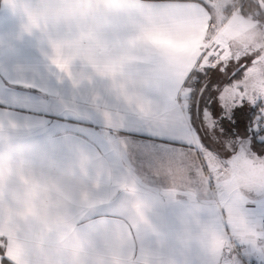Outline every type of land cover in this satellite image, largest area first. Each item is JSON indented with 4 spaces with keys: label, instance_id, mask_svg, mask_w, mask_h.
Returning a JSON list of instances; mask_svg holds the SVG:
<instances>
[{
    "label": "crops",
    "instance_id": "0c3cea01",
    "mask_svg": "<svg viewBox=\"0 0 264 264\" xmlns=\"http://www.w3.org/2000/svg\"><path fill=\"white\" fill-rule=\"evenodd\" d=\"M14 4L0 0V141L7 137L21 153L51 159L55 163L42 169L48 174H53L57 165L72 162L71 178L66 183L83 193L86 201L102 203L101 192L109 197L97 207V214L109 218L126 215L128 200H141L158 236L167 242L166 255L174 264H212L214 259L213 250L199 242H182L180 229L211 231L221 244L231 238L233 259L228 260L226 250L227 264H264V239L250 245L237 241L231 232L221 237L201 218V207L210 215L211 206L204 200L209 188L206 174L197 167L199 160L190 154L177 157L171 165L160 166L158 153L166 146L154 138L143 119L134 113L125 114L123 120L111 119L112 108L105 102L108 98L113 103L106 97L107 92L125 104L129 98L133 104H146L166 93L173 99L178 95L187 106L190 84L185 83L191 71L203 68L212 55L205 47L214 20L207 2L132 0L140 22L151 31L123 48L116 63L110 66L111 77L87 78L79 75L90 71L84 58L75 56L68 71H64L52 64L46 45L35 34L21 30L27 18L25 7L41 17L51 16L55 10H70V19L79 20L75 0H14ZM155 5L171 7L161 10ZM221 13L223 16L226 9ZM224 16V21L215 26L213 37L226 48L230 49L229 45L237 39L246 40L245 33L249 30L250 35L256 27L254 20L239 10ZM158 25L171 29L173 36L178 37L168 40L164 49L148 42ZM67 33L55 36L66 41L65 50L87 51L90 58L93 56L91 46H83L70 31ZM254 63L250 65L256 68ZM255 70L250 75L254 76ZM243 74L244 79L245 71ZM260 77L264 78L262 73ZM204 151L215 162V156ZM82 153L87 154L86 160L81 159ZM128 185H133L135 192H129ZM251 195L258 202L262 199L255 193ZM73 215L75 227L82 234L89 235L93 229L103 231L98 222L86 223L81 214ZM4 235L0 226V239ZM7 242L11 246L10 238ZM145 247L150 248L151 242H145Z\"/></svg>",
    "mask_w": 264,
    "mask_h": 264
},
{
    "label": "clouds",
    "instance_id": "9594fccd",
    "mask_svg": "<svg viewBox=\"0 0 264 264\" xmlns=\"http://www.w3.org/2000/svg\"><path fill=\"white\" fill-rule=\"evenodd\" d=\"M79 20H71L70 10H55L48 16L61 21L72 38L85 47L91 46L93 56L83 62L89 75L111 77L110 66L133 39L144 38L151 29L142 24L132 0H75ZM40 24L32 26L26 14V25L36 36H43L48 57L55 55L52 42L62 47L66 41L55 39L53 32H41L44 17L31 13ZM22 32H28L21 26ZM171 39L178 37L171 36ZM49 63V60H48ZM50 65V63H49ZM86 160L87 154L82 153ZM47 157L23 154L13 148L9 139L0 141V226L5 233L0 247L11 264H174L166 255L167 242L149 220L141 200H128V213L113 218L97 214L96 209L109 197L101 192L97 202L86 201L83 193L65 181L71 178L72 162L55 167L53 174L42 169L54 164ZM129 192H135L128 185ZM55 200L56 204H51ZM74 213L86 223H99L103 231L82 234L75 227ZM181 241L199 242L215 250L222 241L217 234L200 230L180 229ZM11 239V246L7 241ZM151 242L146 248L145 242Z\"/></svg>",
    "mask_w": 264,
    "mask_h": 264
},
{
    "label": "snow or ice",
    "instance_id": "6c2138e0",
    "mask_svg": "<svg viewBox=\"0 0 264 264\" xmlns=\"http://www.w3.org/2000/svg\"><path fill=\"white\" fill-rule=\"evenodd\" d=\"M5 2L15 6L14 0ZM153 7L164 10L171 6ZM25 12L29 23L40 28V24L26 7ZM22 26L30 35L34 34L26 25ZM41 32H53L60 36L68 34L61 21L47 15ZM173 35L171 29L158 25L148 36V42L164 49ZM42 38V35L37 36L40 41ZM67 48L66 44L62 47L52 42L55 55L50 57L51 62L64 71H68L75 56L90 58L87 51L65 50ZM248 67L251 65L244 66L243 71L246 72ZM239 70L238 66L231 76L228 75L226 65H206L203 72L197 71V83L200 78H206V83L202 85L203 91L200 92L198 102L187 106L183 105L178 95L173 99L166 93L147 100L146 104H133L130 98L125 104L115 100L107 92L106 97H110L113 103L108 98L105 102L112 108L111 119L123 120L127 113H134L143 119L154 138L166 146L158 153L160 166L171 165L177 157L194 155L199 160L197 167L200 172L207 176L209 188L204 200L211 206V214L201 207V218L209 222L221 237L231 232L237 241L252 245L264 239V97H257L255 103L246 102V97H241L239 104L232 107L228 114H225V106L218 102L225 80H231ZM257 105L261 107L258 108ZM205 110L216 121L211 130L203 117ZM105 115L108 116L109 113L106 112ZM227 140L231 143H226ZM205 149L215 156V162L205 156ZM253 193L262 199L258 202L251 195ZM232 247L229 238L227 243L213 250L212 264H227L226 250L228 260H232ZM0 249V264H11L9 256L4 254L2 247ZM261 250L264 252V248Z\"/></svg>",
    "mask_w": 264,
    "mask_h": 264
},
{
    "label": "rangeland",
    "instance_id": "374dc122",
    "mask_svg": "<svg viewBox=\"0 0 264 264\" xmlns=\"http://www.w3.org/2000/svg\"><path fill=\"white\" fill-rule=\"evenodd\" d=\"M210 6V9L213 13V24L210 33L208 34V38L206 39V49L212 52V55L206 59L203 64V68L200 67L199 72H203L206 65H226L229 72L228 75L231 76L232 71L236 70V66L245 64V66L250 63L256 64L253 67H248L246 74V78L243 75L239 79H235L233 82H229L227 79L225 83L222 85L223 92L219 95L218 102L222 103L226 108V113L228 114L232 107L236 104H239L241 97H246L247 102H256L257 97H264V20H254L256 23V27L249 35V30L245 35L247 36L246 40L237 39L234 44L229 45L231 48H226V45H222L221 43H217L214 40L213 34L216 33L215 26L220 25L225 19V13L222 16L223 9H228L229 7L235 4L236 0H222V3L219 0H204ZM262 8L264 9V0H257ZM251 19V18H249ZM227 39V37H226ZM254 58V59H253ZM258 59L256 62L255 60ZM252 69H256L254 71V76L250 75ZM254 78V79H252ZM198 80V76L195 80L190 81L189 90L190 93L195 90L196 81ZM191 104L190 100L188 101V105ZM204 120L211 130L214 125H216V121L209 114L207 110L203 113ZM230 141V140H229ZM228 140L226 141V143Z\"/></svg>",
    "mask_w": 264,
    "mask_h": 264
},
{
    "label": "trees",
    "instance_id": "16d2710c",
    "mask_svg": "<svg viewBox=\"0 0 264 264\" xmlns=\"http://www.w3.org/2000/svg\"><path fill=\"white\" fill-rule=\"evenodd\" d=\"M235 10H239V12L246 15L248 18H251L253 20H264V9L260 5V3L257 0H236L235 4L228 9H226V12L229 14ZM245 64L239 65L240 70L236 71V74L232 76L231 80H228L229 82H233L235 79H239L244 71L243 67ZM238 66H236L237 68ZM200 67H196V69L192 70L187 81L186 86L190 84V81L193 79L195 80L197 78V71H200ZM206 83V78H200L199 83L196 81V87L195 90H193L190 94L189 100L190 103L198 102L200 92L203 91L202 85ZM207 98V97H206ZM188 100V101H189ZM247 102V101H246ZM257 107H261L260 105H257ZM1 250V249H0Z\"/></svg>",
    "mask_w": 264,
    "mask_h": 264
},
{
    "label": "built area",
    "instance_id": "2783aa9c",
    "mask_svg": "<svg viewBox=\"0 0 264 264\" xmlns=\"http://www.w3.org/2000/svg\"><path fill=\"white\" fill-rule=\"evenodd\" d=\"M190 97V96H189ZM188 100H189V98H188Z\"/></svg>",
    "mask_w": 264,
    "mask_h": 264
},
{
    "label": "water",
    "instance_id": "95a60500",
    "mask_svg": "<svg viewBox=\"0 0 264 264\" xmlns=\"http://www.w3.org/2000/svg\"><path fill=\"white\" fill-rule=\"evenodd\" d=\"M256 60H258V59H256ZM256 60H255V61H256Z\"/></svg>",
    "mask_w": 264,
    "mask_h": 264
}]
</instances>
